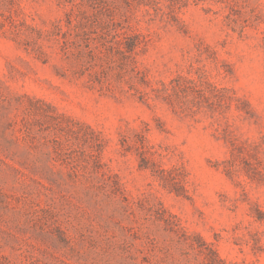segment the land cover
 Masks as SVG:
<instances>
[{"label":"rangeland","instance_id":"rangeland-1","mask_svg":"<svg viewBox=\"0 0 264 264\" xmlns=\"http://www.w3.org/2000/svg\"><path fill=\"white\" fill-rule=\"evenodd\" d=\"M0 264H264V0H0Z\"/></svg>","mask_w":264,"mask_h":264}]
</instances>
